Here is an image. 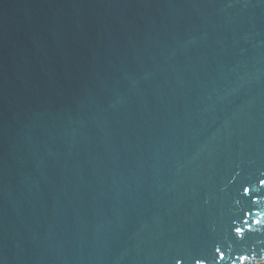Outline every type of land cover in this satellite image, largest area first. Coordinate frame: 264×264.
I'll list each match as a JSON object with an SVG mask.
<instances>
[{
    "label": "water",
    "instance_id": "water-1",
    "mask_svg": "<svg viewBox=\"0 0 264 264\" xmlns=\"http://www.w3.org/2000/svg\"><path fill=\"white\" fill-rule=\"evenodd\" d=\"M244 259L264 0H0V264Z\"/></svg>",
    "mask_w": 264,
    "mask_h": 264
},
{
    "label": "rangeland",
    "instance_id": "rangeland-1",
    "mask_svg": "<svg viewBox=\"0 0 264 264\" xmlns=\"http://www.w3.org/2000/svg\"><path fill=\"white\" fill-rule=\"evenodd\" d=\"M256 264H264V259L262 261L257 262Z\"/></svg>",
    "mask_w": 264,
    "mask_h": 264
},
{
    "label": "trees",
    "instance_id": "trees-1",
    "mask_svg": "<svg viewBox=\"0 0 264 264\" xmlns=\"http://www.w3.org/2000/svg\"><path fill=\"white\" fill-rule=\"evenodd\" d=\"M243 264H246V260L244 259Z\"/></svg>",
    "mask_w": 264,
    "mask_h": 264
},
{
    "label": "snow or ice",
    "instance_id": "snow-or-ice-1",
    "mask_svg": "<svg viewBox=\"0 0 264 264\" xmlns=\"http://www.w3.org/2000/svg\"><path fill=\"white\" fill-rule=\"evenodd\" d=\"M217 251H219V249H217ZM177 264H179V261H177Z\"/></svg>",
    "mask_w": 264,
    "mask_h": 264
}]
</instances>
